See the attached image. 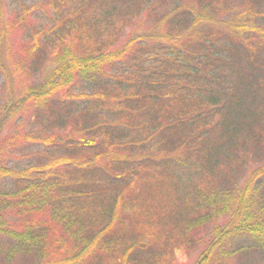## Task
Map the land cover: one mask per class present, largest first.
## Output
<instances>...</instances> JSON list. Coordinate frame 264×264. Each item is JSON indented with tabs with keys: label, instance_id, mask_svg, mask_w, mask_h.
Instances as JSON below:
<instances>
[{
	"label": "trees",
	"instance_id": "16d2710c",
	"mask_svg": "<svg viewBox=\"0 0 264 264\" xmlns=\"http://www.w3.org/2000/svg\"><path fill=\"white\" fill-rule=\"evenodd\" d=\"M234 2L37 0L2 26L0 259L181 264L200 249L190 264H255L264 254V0ZM39 10L49 22L30 27L22 59L5 67L9 34L26 32ZM137 20L142 29L119 39ZM47 54L41 82L13 90L22 65ZM78 78L102 89L76 93ZM29 108L69 132L33 139L61 153L12 167L5 152L22 139L3 134Z\"/></svg>",
	"mask_w": 264,
	"mask_h": 264
},
{
	"label": "rangeland",
	"instance_id": "374dc122",
	"mask_svg": "<svg viewBox=\"0 0 264 264\" xmlns=\"http://www.w3.org/2000/svg\"><path fill=\"white\" fill-rule=\"evenodd\" d=\"M37 0H1L0 1V31L2 26L9 27L11 22L14 21L21 13L22 7H29ZM239 0H235L234 5H236ZM32 23L31 26L28 25V22L25 26H28L29 29L26 32L23 31H12L7 38V46H8V54L5 56V67L12 68L17 61L22 59V54L20 53V47L23 42L26 41V34L30 31V27L33 29L37 28L39 25L46 24L49 22V16L42 12L38 11L37 13H32L27 20ZM144 21V20H143ZM145 22V21H144ZM142 21H135L131 28L126 27L123 32L119 35V39H122L127 33L131 31H139L143 27ZM11 31V30H10ZM50 55L47 54L43 62H34L29 59L22 65V69H20V75L16 77L15 83L12 86L13 90H17L18 86L21 84L28 83H39L41 82L43 76L49 71L51 67V62L48 61V57ZM43 60V58H42ZM4 64V63H3ZM111 74L117 72L116 69H111L108 71ZM96 80V79H93ZM97 79L95 83L91 82V80L78 78L73 86L74 92H87L92 93L98 88L102 89V85L98 82ZM8 84L5 78V71L3 67L0 65V110L3 108V105L7 101L8 95ZM88 106L89 102L86 100L78 101L74 104L72 108V112L77 113L78 109L83 106ZM90 107L94 112L100 113L103 117H108L110 113H108V109H101L97 106L93 107V104L90 102ZM69 132L64 127H56L54 123H49L47 119L43 116L38 117L36 112L29 108L26 111L20 112L17 116H15L6 127L3 137L9 138L11 136H16L21 138L22 140L17 142L11 149L5 152L4 159L7 165L12 167H22L28 164L35 163L41 159H43L48 153H61V150L53 149V146L46 145L44 143L35 141L33 139L39 137H46L53 133H61V132ZM32 139H27V138ZM58 141H61L60 137H57ZM60 148V147H59ZM5 184L11 186V181L5 180ZM242 242V241H240ZM241 244H244L243 242ZM200 246L199 248H202ZM195 250L192 254L186 256L184 262L181 264H190L198 254ZM264 253V251L262 252ZM241 261V260H240ZM237 262V259L234 260ZM250 262L255 264H264V254L259 255L255 253L250 257ZM0 264H22L19 257L11 258L9 261H3L0 259Z\"/></svg>",
	"mask_w": 264,
	"mask_h": 264
}]
</instances>
